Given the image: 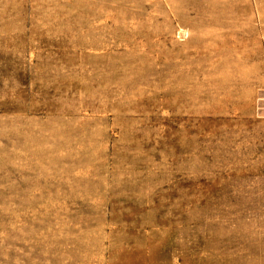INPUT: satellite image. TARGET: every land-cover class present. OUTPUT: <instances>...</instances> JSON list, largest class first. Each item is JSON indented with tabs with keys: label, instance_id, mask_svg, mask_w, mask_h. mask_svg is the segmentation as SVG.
I'll use <instances>...</instances> for the list:
<instances>
[{
	"label": "rangeland",
	"instance_id": "374dc122",
	"mask_svg": "<svg viewBox=\"0 0 264 264\" xmlns=\"http://www.w3.org/2000/svg\"><path fill=\"white\" fill-rule=\"evenodd\" d=\"M0 264H264V0H0Z\"/></svg>",
	"mask_w": 264,
	"mask_h": 264
}]
</instances>
